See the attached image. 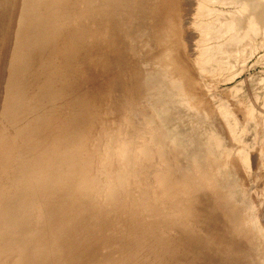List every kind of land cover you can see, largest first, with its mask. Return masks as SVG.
Wrapping results in <instances>:
<instances>
[{
	"label": "rangeland",
	"instance_id": "374dc122",
	"mask_svg": "<svg viewBox=\"0 0 264 264\" xmlns=\"http://www.w3.org/2000/svg\"><path fill=\"white\" fill-rule=\"evenodd\" d=\"M142 1L107 0L114 8L93 16L88 0H35L32 10L19 13L20 0H0V55L6 31L30 19L43 24L50 61L47 83L30 73L5 94V106L14 110L5 123L0 120V198L11 195L14 207L24 210L21 189L33 183L48 241L42 256L48 258L54 223L49 211L65 207L69 197H48L40 160L31 159L55 141L48 137L51 126L55 130L60 116L75 109L78 116L71 117L84 124L73 134L83 144L71 162L81 169L77 175L67 171L71 162H65L61 143L55 179L64 185L82 178L88 185L82 212L92 205L102 215L81 239L97 247L98 256L83 252L79 264H264V22L236 28L233 35L225 21L250 16L240 2L174 0V11L163 16L159 8L171 0ZM258 1L259 14L264 0ZM226 43L235 47L225 52ZM145 141L149 149L141 153ZM1 215L0 221L6 219ZM139 220L158 224L150 232ZM104 227L109 236H103ZM0 230V264H21L18 254L26 246L11 241L9 229L6 236Z\"/></svg>",
	"mask_w": 264,
	"mask_h": 264
},
{
	"label": "bare ground",
	"instance_id": "6f19581e",
	"mask_svg": "<svg viewBox=\"0 0 264 264\" xmlns=\"http://www.w3.org/2000/svg\"><path fill=\"white\" fill-rule=\"evenodd\" d=\"M34 1L35 0H20L19 7H18V13H19V10L20 11L26 10L27 12L29 10H32V5H33ZM105 1L102 2V3H98L96 0H88V2H89V9H90L91 15H93V16L94 15H97V14H99L98 13L99 11H100V13L101 12L103 13V12L107 11L108 9H110L111 7H113V6H109L108 5L107 0H105ZM173 1L174 0H171V2L168 1L169 2L168 3L169 5L168 6H165L164 9L160 7L158 13L162 14L163 16H165V14H167V13H169L171 11H174V8L175 7L173 8ZM175 1H177V0H175ZM175 1H174V3H175ZM227 1L228 2H231V0H227ZM232 1H234L235 4H236V2L242 3L241 4L242 5V8H243L242 10L250 13V16H249V14L245 13L246 14L245 16H249V17H246L245 18V16H244L245 20H243L238 15L236 16L234 14L235 16L232 18V20L225 21V22H227V24H229V25H226V28L227 29H228L227 26H229V29L230 28L231 29L233 28L232 31H234V29H236V28H240L241 29V27L244 26V25H246V26L247 25H252L253 27H256V23H258V22L262 23V21L264 22V10L259 11V14H258V11H256V9L258 10V8H259L258 6H260L259 3H261L258 0H232ZM21 2H22V5H21ZM170 3H171V7H170ZM263 5H264V3H263ZM20 6H22V7H20ZM154 9H156V8L153 7L152 10H154ZM140 12H141V10H140ZM237 12H238V10H237ZM243 14H241V15H243ZM139 15H142V14H139ZM170 16H171V14H170ZM38 18H39V16H38ZM219 22H222V20H219ZM171 23L173 24V27H175L176 24L173 23V22H171ZM244 23H246V24H244ZM254 23H255V26H254ZM172 24H170L168 26L169 29H171L170 26H172ZM42 27H43V24H42L41 21H39V22H30V19H28V23H27V25L25 27L23 25L17 26L15 28H12L11 27L10 30L9 31H6V33H5L4 39L6 41H5L4 46H2L3 47V53L0 55V120L3 121L4 123H5L6 119H7V117L11 116V114H12V112L14 110L13 106H11V105L5 106V99H6V96H7L5 94H7L8 90H11L12 91L16 87L17 83L21 79V76L25 77L27 74L33 73L34 75H38L39 76L38 81L40 79H41V81H44L45 83H47V81H48V79L45 76V70H48V68L50 67V61L47 58V54H46L48 43H47V40H45L44 36L41 33ZM218 29H221V27H219ZM218 29H216V31ZM246 29H242V30H244L243 32H245ZM252 29H254V28H252ZM242 30H240V33L242 32ZM173 31L174 30H172V32ZM236 31H239V30L236 29ZM243 32L241 33V36H242ZM213 33H214V31H213ZM96 34H98V33H96ZM214 34H213V36H214V39H215V36L217 35V33H214ZM230 34H233L234 35L235 34V31H234V33H231L230 32ZM233 35H231V37ZM237 35H238V33H237ZM148 36H150V35H148ZM241 36L239 35V37H241ZM40 38H41V45H39ZM241 39H242V37H241ZM241 39H239V40H241ZM235 40H237L236 39V35H235ZM232 41H234V40H231V42ZM13 42H14V44H13ZM227 44L228 43H226V46H224L225 47L224 48V51L225 52H227V50L228 51L231 50L230 47L234 45L233 44V45L230 46V44H228V45ZM241 44H243V42ZM153 45H154V43H153ZM214 45H216V44H214ZM227 46H229V47H227ZM241 46H243V45H241ZM241 46L239 44V47H241ZM234 47L235 46H233V48ZM40 48H41V51H40ZM91 49H92V47H91ZM213 49L214 50L216 49L215 51H218L219 50V48L217 46L215 48L213 47ZM122 50H123V48H122ZM116 53H117V51H116ZM123 54H122V56H124ZM88 55H87V57H88ZM112 55H114V53ZM84 56H85V53L83 54V56L81 57V59H83ZM91 58L92 57H90V59ZM186 58H187V56H186ZM85 59L86 58H84V60ZM200 60H201V58H200ZM93 61H95V60L92 59L91 62H93ZM180 61L181 60H179V62ZM20 62H23V63L20 64ZM25 62H29L30 65L26 64ZM107 63L109 64V62H107ZM179 67H181V66H179ZM27 70H29V71L27 73H25L24 75H22L23 72H25ZM162 80H164V79H162ZM45 83H43V84H45ZM190 91H192V90H190ZM34 92L36 93V96L38 98H41V92L40 91H35L34 90ZM8 94H10V93H8ZM158 98L159 97H157L156 100H159L160 99V98L159 99ZM162 99H160V100H162ZM164 99H165V96H164ZM160 100H159V103L161 105H162V103L164 104V102H166V100H165L164 102L161 103ZM89 105H90V102H89ZM166 107H167V104H165V106L162 107V109L163 108L165 109V114H166V110H169ZM156 109H157V107H156ZM164 109L162 110L163 112H164ZM68 112H69V110H68ZM75 112H76L75 109H74V111H73V109H71L70 113L67 116H63V114L60 116L59 121L56 123L57 128L55 130H53L52 129V126H51L50 133L48 134V137L51 138V139H52V137H55V141H53V142H50L49 141L48 145L46 147H44L41 155L40 156H36L34 154L33 157H32V159H31V160H40L39 167H40L41 171L44 173V179H42V177H41V179H42L41 185L44 188L46 187V195L48 197L53 196V197L60 198V196L64 197V195L67 194L68 197H69L66 200L65 207H62V208H60L58 210H51V211H49V214H50L51 217L54 215V217L52 219L54 223H52V224L49 223L53 227L52 230L50 229L51 232L49 233V237H50V240H53V241H51V243H50V244H52V249H51L50 254L48 252V255H49L48 258H45V257L42 256V254L44 253V250H45L44 248L46 247V244L48 243V241H47V235H45L43 229L41 228V209H40L41 206H39V204H38V207H37V205H36L37 200H38L37 198L39 196L36 198L37 199L36 200L31 195V187H32L33 183H32V185H30L28 183V184H26V186H24L21 189V191H22V193H21V205H23L24 210H18L17 208L14 207L13 199L11 198V195H8V194L2 195L1 198H0V214L2 213L1 218H4L5 216L8 217V218L6 217V219L4 218L6 221L8 219L7 225L6 226L4 225L3 226L4 228H0V229H4L3 232H2V234L4 233L5 235L4 234L3 235L6 236V232L8 231V230L6 231V229H9V232H8L9 239L11 241H14V240L19 241L20 245H25L26 246L18 254L19 255V262L23 260V261L27 262V264H79L78 262H79V259H80L81 254L83 252H87L88 253V251H91L92 250L91 247L88 245V243L86 241L85 242H82L81 239H82L83 236L86 237V234L88 232V227H90L93 224H95V221H99L100 219L98 217H101L102 215L99 216L98 214H96L93 211V209H95V206H92V205H88L86 207V208L90 207L92 209L91 211H89L90 208L87 209L88 210V213H86V211H84L85 213H83L82 210H81L80 205L83 204V201H81V198L84 196V192H86V189H87L88 185H86V184L83 183L82 178H74V179L73 178H68V179H73V181L72 182H67L64 185L62 183H60V181H61L62 178L55 179L56 178V167H55L54 159L56 160V158L58 157V155L57 156L55 155V152L60 149V144L61 143H65L67 145V146L65 145L62 149L63 150L65 149L64 150L65 151V153H64V160L68 164H69V162H71L72 160H74L73 151L75 149L80 148V146L83 144V140L81 142H78V140L75 138L76 135L73 134L77 130L81 129L83 127V124H84V122L81 119H79V118L74 119V118L71 117V115L78 116ZM165 122H166L165 124H167V120ZM81 125H82V127H80ZM90 127H92V126H90ZM94 127H96V126H94ZM92 132H94V131H92ZM165 133L169 135V133H167L166 130H165ZM69 134H72L73 135V139L75 141L74 142L75 145L72 143V140H71L72 138H71V136ZM175 135H176V133H175ZM169 137H173V136L170 135ZM180 140L181 139H179L178 137L175 138V143L177 145H183L185 142L183 143ZM207 140H208V138H207ZM1 141H2V138H1ZM1 141H0V143H1ZM204 143H206V142L204 141ZM148 144L149 143H147V141H145L144 143H142L140 145V150L142 151L141 153L148 152V149H149ZM92 147H93V145H92ZM183 147H184V145H183ZM60 152H62V151H60ZM175 152H177V151H175ZM57 153H59V152H57ZM179 153H177V156H178ZM177 156H176V158H178ZM86 158H87V156H86ZM58 159H60V158H58ZM203 162L206 163L205 160ZM216 162L217 161H215V163ZM77 165L78 164H75L74 162H71L70 163V166H69V169L67 171H70L71 174L77 175V171H79V169H81V167L80 168H77ZM78 167H79V165H78ZM215 172H216V170H215ZM217 173L219 174V172H217ZM64 176H67V175H64ZM27 185H30V186L28 187ZM41 185L38 187V190L39 189L41 190ZM13 186H14V184H13ZM11 188H13V187H11ZM38 190L36 192L37 195L39 193L41 194V191H38ZM51 190L52 191L54 190V192H51ZM36 194H35V197H36ZM40 199L38 200V203H39ZM61 203H62V201H61ZM89 204H91V203H89ZM136 206L137 205H135V207ZM137 207H139V206H137ZM66 210H68V212ZM65 211L68 213L67 216H65L67 214ZM138 211L140 213V210H138ZM64 212H65V214H64ZM42 213H43V211H42ZM3 214H4V217H2ZM51 214H53V215H51ZM129 214L136 215L134 212H129ZM75 215H77V222L74 221L71 224L70 223L71 216L73 217ZM14 216H15V221H14L13 225L16 227V229L13 232H10L9 220H11ZM4 219H2L1 221L4 222ZM1 221H0V224L2 223ZM2 224H6V222L5 223H2ZM44 224H45V222H44ZM120 224H121V221H120ZM120 224L118 226H120ZM155 224H158V223L154 221V224L153 225L152 224H149V226H148V225L144 224L143 221H140L139 220V222H138V225L139 226H142V228L145 227L146 231L148 230L150 232H153L155 230V226H156ZM168 225H170V222H169V224H167V226ZM121 226H122V224H121ZM126 226H127V224H125V227ZM4 231H6V232H4ZM102 232H103V236H109V234L106 233L107 232V229L106 228L105 229H102ZM78 233L80 234V237L78 236L77 239L73 240L72 238H75ZM0 234H1V232H0ZM0 237H1V235H0ZM54 239H56L57 241H55ZM0 240H2V238ZM54 241H55V245H56V243L58 244L56 249H55V246H54ZM109 242H110V238H105L104 239V243L105 244H108ZM164 244H166V243L164 242ZM79 245H81L80 248L78 247ZM75 247H77V248L76 249H73ZM32 248H33V250H32ZM95 250L97 251L98 248L96 247L94 250H92V256L93 257H97L98 256V254H97V252H95ZM32 251L33 252L35 251V252L32 253ZM40 252H41V258L39 256V253ZM98 252L100 253V251H98ZM23 261H22V263L25 264V262H23ZM96 263L97 262L95 260H89L87 262V264H96Z\"/></svg>",
	"mask_w": 264,
	"mask_h": 264
}]
</instances>
